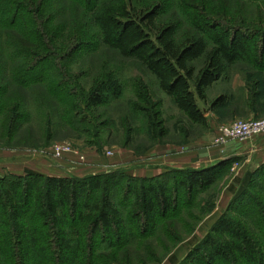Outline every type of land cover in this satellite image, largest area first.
Segmentation results:
<instances>
[{
  "label": "trees",
  "instance_id": "obj_1",
  "mask_svg": "<svg viewBox=\"0 0 264 264\" xmlns=\"http://www.w3.org/2000/svg\"><path fill=\"white\" fill-rule=\"evenodd\" d=\"M242 1L177 0L178 13L167 17L172 0L147 1L139 7L123 0H77V7L91 27L89 39L99 35L102 45L139 62L188 121L203 127L206 112L222 103L218 98L201 109L198 102L206 105L207 89L237 62L262 66L264 61V19L247 17ZM48 3L0 0V131L6 138L14 136L23 119L21 94L13 93L14 100L4 107L6 74L16 90L46 87L62 105L59 118L68 125L81 109L89 112L122 95L110 73L95 79L85 92L78 77L54 65L67 64L87 43L76 41L75 33L64 37L51 29ZM11 59L16 61L12 67ZM195 61L202 62L199 70L192 65ZM138 100L152 110L158 106L148 97ZM42 126V137L50 141L57 125L47 117ZM150 126L160 129L162 123L150 121ZM159 134L165 135L163 128ZM233 162L174 169L168 178L166 171L137 178L128 168L84 177L25 170L23 176L0 178V264H129L159 224L177 217L183 197L191 200L213 182L220 168ZM251 180L247 173L228 187L233 203L248 197L249 226L233 221L228 208L207 235L191 243L183 261L170 256L171 264L264 263V204L250 194ZM114 196L121 197L124 216L113 204ZM98 251H104L106 259ZM115 251L121 252L120 259Z\"/></svg>",
  "mask_w": 264,
  "mask_h": 264
},
{
  "label": "rangeland",
  "instance_id": "obj_2",
  "mask_svg": "<svg viewBox=\"0 0 264 264\" xmlns=\"http://www.w3.org/2000/svg\"><path fill=\"white\" fill-rule=\"evenodd\" d=\"M123 1L139 7L144 2L153 0ZM242 2L246 5L247 17L256 21H262V17L264 19V0ZM77 5V0H49L46 7L45 13L52 20L53 31L64 37L75 33L76 41L83 40L85 44L87 43L69 57L67 64L55 61L54 65L58 69L64 68L63 70L71 76L78 77L76 82L85 92L92 87L95 79L110 73L119 81L122 95L118 100H111L89 112L81 109L80 115L72 119L73 124L68 125L67 121L59 118L63 112L62 105L50 97L46 87L16 90L15 86L7 81L9 76L6 74L4 77L6 87L2 98L4 107H8L6 105L14 100L13 93L21 94L19 114H23V119L12 138H6L0 131V178H8L14 175L9 172H16L21 168V160H17L20 156L42 158L44 161H52L58 164L57 166L62 164L74 171L76 168L92 165L90 173L109 174L128 168L133 174V168L124 161L127 156H131L130 153L140 159L147 153L148 148L157 142L170 144L179 140L185 143L181 145L196 150L198 165L202 167L212 160L207 158L212 149L223 150L227 146L211 145L209 137L213 130L209 127L210 124L214 122L221 125L233 120L264 119V61L263 67L247 61L237 62L225 76L212 84L206 91V105L200 101L198 105L201 109H207L209 104L218 98H221L222 103L216 109L206 112L205 126L195 125L188 121L171 99L159 90L156 79L139 62L122 58L117 51L102 45L99 35L95 40L89 39L87 33L91 27L89 28L81 16ZM176 6L177 0H172L171 8L166 9V17L172 12L178 13ZM94 31L95 29L91 30ZM15 62L11 59L8 64L12 67ZM192 65L199 70L202 62L195 61ZM49 79L51 82H58V79L51 77ZM141 96L148 97L151 104L158 106L153 110L146 107L138 100ZM47 117L57 125L52 130L50 141L42 137V125ZM2 118L0 114V119ZM150 121L161 122L160 129H164L165 135L159 136L160 129L151 127ZM151 138L152 142L149 141ZM155 138H158L157 141ZM233 144L241 146L245 143ZM54 146H67L69 150L64 151L60 158H56L53 155ZM107 151L112 152L113 156L108 157ZM88 156L94 157L91 164L87 163ZM234 161L237 164L234 170L231 165L220 168L217 177L206 189L196 192L191 200L183 197L177 217L159 224L143 242L145 244L132 254L129 264H171L170 256H174L178 262L183 261L191 243L200 241L207 235L228 208V214L233 221L249 226L248 222L252 216L247 212L248 197L233 203V195L228 187L232 186L234 179L242 176V172L245 173L246 170V174L251 173L252 176V183L248 189L250 194L264 204V161L252 160L244 163L243 158ZM15 163L20 165L16 166ZM173 170L171 167L166 168L165 178L172 176ZM120 199V196H114L112 202L124 216L125 210L120 207L122 206L119 204ZM168 225H172L169 232ZM99 252L97 255L106 259V253ZM115 252L120 259L121 252Z\"/></svg>",
  "mask_w": 264,
  "mask_h": 264
},
{
  "label": "crops",
  "instance_id": "obj_3",
  "mask_svg": "<svg viewBox=\"0 0 264 264\" xmlns=\"http://www.w3.org/2000/svg\"><path fill=\"white\" fill-rule=\"evenodd\" d=\"M216 123H212L209 127L215 131V128L218 126H214ZM214 127V128H213ZM214 133L210 135V142L213 138ZM237 142H230L226 144L227 146L223 148V150H214L212 149L207 158H211L212 160L208 161L209 164L204 166L212 165L217 162L231 160V159H244V163H249L252 160L255 161H264V135L260 137H256L251 141L243 142L245 144L239 146L237 144H233ZM181 144H185L183 140L175 141L174 143L164 144L162 142H157L155 145H151L148 148L147 153L144 156H141L140 159H137L130 153V157L127 156L128 160H124L125 163L127 161V165L133 168V175L137 178H152L156 177L163 172H165L166 168L171 167L174 169H188V168H199L201 166L198 165L197 162V152L194 148L190 146H184ZM180 145V146H179ZM22 155V154H20ZM90 155V154H89ZM205 157V156H204ZM24 159H26L24 161ZM88 162L91 164V161L94 159L93 156H88ZM21 160V168H18L16 172H9L14 175H22L25 170H32L37 173L46 176L52 177H63V176H75V177H83L87 175H96L95 173H90L89 171L93 168L92 165L79 167L76 170H72L71 168L61 166H57L58 164L53 163L52 161L43 160L42 158L37 157H24L20 156ZM16 160V161H17ZM32 161V162H28ZM64 163V161H62ZM70 165L69 163H67ZM233 164H236L234 161ZM232 164V165H233ZM14 165L19 166L20 163H15ZM231 165V166H232ZM203 167V166H202ZM248 167V166H247ZM115 168V166L113 167ZM117 168V167H116ZM247 169V168H246ZM72 172H78L76 174ZM246 174L244 171L242 172V178Z\"/></svg>",
  "mask_w": 264,
  "mask_h": 264
},
{
  "label": "built area",
  "instance_id": "obj_4",
  "mask_svg": "<svg viewBox=\"0 0 264 264\" xmlns=\"http://www.w3.org/2000/svg\"><path fill=\"white\" fill-rule=\"evenodd\" d=\"M214 135L211 139V145L214 147L224 146L230 142L242 143L251 141L256 137L264 135V119L259 120H233L226 124L218 125L213 131ZM53 155L60 158L64 151H68L67 146H54ZM108 157H112L113 153L106 152ZM83 160V159H82ZM237 164L232 165V170Z\"/></svg>",
  "mask_w": 264,
  "mask_h": 264
},
{
  "label": "water",
  "instance_id": "obj_5",
  "mask_svg": "<svg viewBox=\"0 0 264 264\" xmlns=\"http://www.w3.org/2000/svg\"><path fill=\"white\" fill-rule=\"evenodd\" d=\"M225 161H227V160H225ZM221 162H223V161H221Z\"/></svg>",
  "mask_w": 264,
  "mask_h": 264
}]
</instances>
